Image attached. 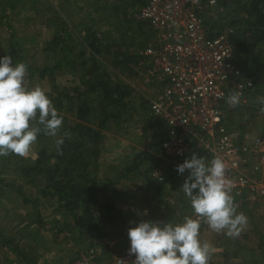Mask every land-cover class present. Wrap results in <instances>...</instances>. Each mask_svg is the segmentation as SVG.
I'll use <instances>...</instances> for the list:
<instances>
[{"label": "rangeland", "instance_id": "obj_1", "mask_svg": "<svg viewBox=\"0 0 264 264\" xmlns=\"http://www.w3.org/2000/svg\"><path fill=\"white\" fill-rule=\"evenodd\" d=\"M146 1L10 0V5L9 0H0V55L5 56L10 46L11 30L8 25L14 32L12 42L18 44L26 62L35 67H43L58 58L57 54H50L44 49L55 29L54 24L58 26L61 20L70 32L75 66L61 70L46 80L39 77L29 80L27 76V87L39 85L46 93L54 88L55 92L63 90L67 99L68 93L75 95L85 89L82 81L86 83L91 79L88 70L95 66L98 68L97 73L104 72L103 76L111 85L126 87L129 92L121 105L124 108H120L119 115L107 121L104 127L97 125L98 116L87 121L94 129L91 132L93 137L87 138L88 151H99L98 157L91 156L95 159L90 168L95 177H108L106 179L111 180L110 183L106 182L105 189L98 196L99 203L104 204L108 211H96V227L92 232H81L74 225L73 217L60 208L56 197L37 193L45 186L43 176L38 175L32 180L23 173V168L32 163L42 141L33 146L27 157L13 155L7 160L4 178L20 187L29 201L38 197V208L34 210L30 202H23L10 189L0 199L1 264H77L81 256L87 255L97 256L101 264H133L135 255L129 254V228L149 220L161 224L175 220L183 222L184 218L169 217L168 212L173 210L169 206L172 201L175 202V208L180 201H185L187 205L182 207L184 210L177 212L184 217L195 218L190 201H186L187 198L180 191L183 184L172 188L175 181L184 183L189 172H177L175 162L178 160L169 159L162 144L161 150L157 145L159 138L155 137L163 135L166 140L168 133V124L150 110V101L162 99V83L158 79L159 74H151L153 65L142 53L145 48L159 41L162 30L150 27L147 21L141 20L139 13L146 6ZM215 1L208 6L201 3L200 8H192L191 11L204 20L207 31L228 33L233 63L236 65L234 60L239 59L241 52L235 53L238 44L235 35L237 30L247 27L243 23L245 0ZM84 26L101 41V54L97 55L82 42ZM232 30L233 42L230 35ZM247 51L243 52L246 53L245 57L252 54V57L264 62V41ZM124 54L130 57L127 63L123 59ZM253 69H243L241 80H250L252 86L242 90L240 104L230 106L224 120L237 148L234 157L248 166L241 172L247 176L250 174L252 182L261 183L257 185L259 190L254 193L255 197L246 191L234 196L238 204L237 211L248 217V226L239 237L229 239L223 233L212 231L208 225H201V229L208 228L211 231L200 234L201 240L215 248L210 264H264V191L260 190L264 186V169L260 167L262 160L259 150L249 152L250 149H258L257 141H264V111H261L264 108V103H261L264 99V64H257ZM236 92L233 88V93ZM101 96L99 91L88 93L93 107L97 108ZM53 103L64 116L62 135L65 132L63 127L75 121V111H70L64 102L61 108L55 101ZM199 138H185L189 144V155L205 156L206 161H209L208 150L203 148L204 141ZM80 140L76 135L74 142L80 143ZM45 141L50 144L49 139ZM210 143L214 146L212 141ZM76 150L82 149L77 147ZM140 152H148L153 157L143 161L139 175L121 176V170ZM227 176L233 179L236 173L229 170ZM235 194L233 192L232 195ZM178 207L181 208L180 205ZM140 210L142 218L139 216ZM16 257H22V260Z\"/></svg>", "mask_w": 264, "mask_h": 264}, {"label": "built area", "instance_id": "obj_2", "mask_svg": "<svg viewBox=\"0 0 264 264\" xmlns=\"http://www.w3.org/2000/svg\"><path fill=\"white\" fill-rule=\"evenodd\" d=\"M146 2L139 13L141 20L147 21L150 27L162 30L159 41L145 48L142 54L153 65L151 74H159L158 79L162 83V99L150 101V110L168 124L167 139L162 142L165 154L169 159L178 160L175 162L177 168L191 157L185 138L200 137L206 146L203 148L208 150V160L219 156L227 163V172L232 170L236 173L233 179L229 178L234 182L232 194L237 193L233 196L246 191L255 197L254 193L259 190L257 185L261 182H252L250 174L247 176L241 172L248 166L234 157L237 148L224 120L230 107L227 100L233 88L241 93L252 83L241 80L243 73L233 63L228 33L207 31L204 20L191 11L192 8H200L201 3L208 6L216 1ZM256 146H259L258 149H250L249 152L259 150L260 167L264 169V141H257ZM260 190L263 192L264 186ZM77 264L101 263L97 261V256L87 255L81 256Z\"/></svg>", "mask_w": 264, "mask_h": 264}, {"label": "trees", "instance_id": "obj_3", "mask_svg": "<svg viewBox=\"0 0 264 264\" xmlns=\"http://www.w3.org/2000/svg\"><path fill=\"white\" fill-rule=\"evenodd\" d=\"M243 20L245 21L243 23L247 27L239 29V31L237 30L235 35V39L238 41L235 53H241L238 55L239 59L234 60L242 73L243 69L247 71L254 70L253 68L255 65L260 63L261 65L264 64L260 58L257 57L255 59V57H252V54L248 57H245L246 53L243 54V52H248L247 49L250 50L255 44L264 41V0H245ZM54 25L55 29L51 38L45 43L44 49L50 54H57L58 58L43 67H35L26 62L18 44H16L15 41L12 42L14 32L11 26L8 25V29L11 30L9 36L11 42L6 50V55L12 58L13 64L22 62L27 65V76L29 80L33 77L46 80L56 73L61 72V70L73 68L76 64L70 32L67 30L65 22L60 20L58 26L56 23ZM59 26L60 28H58ZM83 30L84 35L82 42L94 53L96 52L97 55L101 54V41L89 28L84 26ZM246 33H248V35H246ZM230 35L232 36L231 41L233 42V30ZM3 56L4 55H0V58ZM240 58L243 60H240ZM123 59L127 63L130 57L124 54ZM85 65L86 63L84 62V66ZM97 70V67L92 66V68L88 70L91 79L86 83L84 80L82 81L85 89L75 93V95H70L68 93L67 99L65 98L66 92L63 90L61 92H55L56 88H54V90L46 93L52 101H55L58 108H61V104L64 102L66 106H69L70 111L74 109L75 121L63 127L65 132L71 133V138H65L64 144L62 145L63 154L59 155L57 154L54 143L55 138L43 134L38 135L37 143L41 141L43 143L36 149L32 163L30 165L27 164L28 166L23 168V173L25 172L27 177L32 180L38 175L44 177L45 186L37 193L44 196L56 197L59 201L60 208L73 217L74 225L83 233L92 232L93 228L96 227V211L99 212L100 210L101 213L103 211H108L104 204L99 203L98 196L105 189L106 182H111L106 178L95 177L93 170L90 168L93 162L92 160L98 157L99 151H88L90 148L87 146V138L93 137L91 132H93L94 129L87 121H92L93 117L98 116L97 125L101 128L104 127L107 121L119 115V109L124 108V106H121L122 102L129 94L126 87L111 85L108 79L103 76L104 72L100 71V73H97ZM248 75L250 76V74ZM98 91L102 96L96 108L92 106L93 101L88 98V93H98ZM81 129H84V131L82 132ZM76 135L81 139L80 143L74 142ZM155 137L159 138L157 145H159L161 150L162 147L160 145L164 141L163 135L160 137L159 135H155ZM45 139H49L50 144L47 143ZM93 142H96V140ZM77 147L82 150H76ZM13 155L15 154L0 157V199L5 194L6 190L10 189L15 191L23 202H30L34 210H37L38 197L29 201L20 187L13 185L4 178V169L7 167V160ZM92 155H95V158H92ZM151 157H153V155H150L148 152L137 153L132 157V161H130L127 167L121 170V176L135 177L139 175L143 161ZM166 179L167 176L165 177V181ZM95 206L98 208L95 209ZM38 215L39 213H37L36 216ZM19 260L21 259L19 258Z\"/></svg>", "mask_w": 264, "mask_h": 264}, {"label": "clouds", "instance_id": "obj_4", "mask_svg": "<svg viewBox=\"0 0 264 264\" xmlns=\"http://www.w3.org/2000/svg\"><path fill=\"white\" fill-rule=\"evenodd\" d=\"M27 75L25 63L13 64L8 55L0 58V157H27L40 134L55 138L57 154L62 155V145L71 133L60 134L63 116L42 87L26 86ZM240 102L238 92L231 93L227 100L232 107ZM186 170L189 175L180 191L190 201L195 218L185 216L182 223L175 225L141 221L129 228L133 264H210L215 248L201 240L202 224L229 238L239 237L247 228L248 217L237 211L232 195L234 182L228 178V165L221 157L206 161L192 154L177 166L179 174Z\"/></svg>", "mask_w": 264, "mask_h": 264}, {"label": "crops", "instance_id": "obj_5", "mask_svg": "<svg viewBox=\"0 0 264 264\" xmlns=\"http://www.w3.org/2000/svg\"><path fill=\"white\" fill-rule=\"evenodd\" d=\"M106 178H108V177H106ZM111 181V180H110ZM183 183H182V181H180V180H178V181H175V186H173L172 188H175L176 187V185L178 186H181ZM153 199V198H152ZM179 201H180V199H179ZM186 201H189L188 199H186ZM174 204H175V202L174 201H172L170 204H169V206L171 207V209H173V210H170L169 212H168V215H169V217H180V218H184V215L183 214H179L177 211H181V210H184L182 207H185V205H187L186 204V202L185 201H180V203H178L177 204V207L175 208L174 207ZM178 205H180L181 206V208H179L178 207ZM176 210V211H175ZM142 211L140 210V212H139V216H140V218H142V213H141ZM165 214H167L166 212H165ZM151 217H153V215L151 216ZM177 222H179V223H182V220H175V221H171L170 223L171 224H173V225H175V224H177ZM204 224H202V226H203ZM205 225H207V224H205ZM204 232H211L208 228H205V229H200V234H204ZM229 239H231V238H229ZM130 242V241H129ZM18 260H19V258L22 260V257H16ZM26 259V258H25ZM13 261H14V259H13ZM15 262V261H14ZM23 262V261H22ZM1 264V263H0ZM18 264V263H17Z\"/></svg>", "mask_w": 264, "mask_h": 264}]
</instances>
